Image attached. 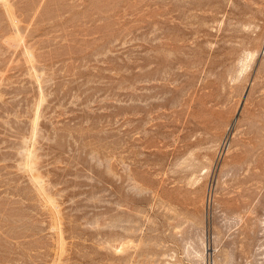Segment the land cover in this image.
<instances>
[{
	"label": "rangeland",
	"instance_id": "374dc122",
	"mask_svg": "<svg viewBox=\"0 0 264 264\" xmlns=\"http://www.w3.org/2000/svg\"><path fill=\"white\" fill-rule=\"evenodd\" d=\"M0 264H264V0H0Z\"/></svg>",
	"mask_w": 264,
	"mask_h": 264
}]
</instances>
